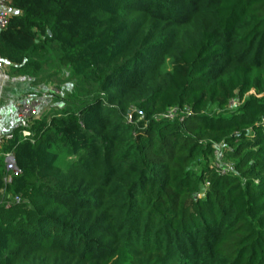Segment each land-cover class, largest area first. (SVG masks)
Returning <instances> with one entry per match:
<instances>
[{
    "label": "trees",
    "instance_id": "trees-1",
    "mask_svg": "<svg viewBox=\"0 0 264 264\" xmlns=\"http://www.w3.org/2000/svg\"><path fill=\"white\" fill-rule=\"evenodd\" d=\"M2 1L75 84L0 147V264H264V0Z\"/></svg>",
    "mask_w": 264,
    "mask_h": 264
},
{
    "label": "crops",
    "instance_id": "crops-1",
    "mask_svg": "<svg viewBox=\"0 0 264 264\" xmlns=\"http://www.w3.org/2000/svg\"><path fill=\"white\" fill-rule=\"evenodd\" d=\"M36 93L37 88L32 85L30 77L14 74L5 64L4 70L0 71V134L13 132L19 120L20 105L37 98Z\"/></svg>",
    "mask_w": 264,
    "mask_h": 264
},
{
    "label": "built area",
    "instance_id": "built-area-1",
    "mask_svg": "<svg viewBox=\"0 0 264 264\" xmlns=\"http://www.w3.org/2000/svg\"><path fill=\"white\" fill-rule=\"evenodd\" d=\"M9 18L10 12L7 9L6 4L2 0H0V32L6 28ZM4 68L5 63L0 57V71L4 70ZM42 105V100H40L39 98L26 100L20 105L18 110L19 120L17 123V127L22 130V135L25 139L31 137V133L29 130L30 125L32 121L39 119ZM172 114L173 112L169 113L167 117L172 118ZM12 138V133L0 134V147L3 146L6 141L11 140ZM3 157L5 161L4 181L7 185H10L12 184L14 179L21 174V171L16 165L15 156L13 153H6L3 155ZM15 202L19 204L21 202V199L16 198Z\"/></svg>",
    "mask_w": 264,
    "mask_h": 264
},
{
    "label": "rangeland",
    "instance_id": "rangeland-1",
    "mask_svg": "<svg viewBox=\"0 0 264 264\" xmlns=\"http://www.w3.org/2000/svg\"><path fill=\"white\" fill-rule=\"evenodd\" d=\"M55 61L45 65V73L37 81L32 80V85L37 88V98L42 100V115H49L61 107V98L73 95L75 80L67 69L56 67ZM30 81V80H29ZM46 88L47 90H42ZM39 117V118H40ZM219 164L222 165L224 160L222 156L218 157Z\"/></svg>",
    "mask_w": 264,
    "mask_h": 264
},
{
    "label": "water",
    "instance_id": "water-1",
    "mask_svg": "<svg viewBox=\"0 0 264 264\" xmlns=\"http://www.w3.org/2000/svg\"><path fill=\"white\" fill-rule=\"evenodd\" d=\"M49 34H50V32H49ZM11 133V132H10Z\"/></svg>",
    "mask_w": 264,
    "mask_h": 264
}]
</instances>
